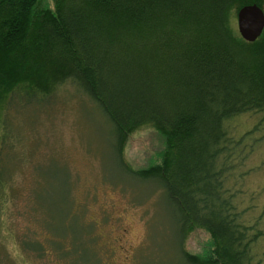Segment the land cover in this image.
Here are the masks:
<instances>
[{
  "label": "trees",
  "instance_id": "1",
  "mask_svg": "<svg viewBox=\"0 0 264 264\" xmlns=\"http://www.w3.org/2000/svg\"><path fill=\"white\" fill-rule=\"evenodd\" d=\"M43 1L0 0V228L18 170L4 116L12 104L45 106L69 83L106 118L121 158L138 128L165 136L148 167L124 170L161 185L181 237L195 227L209 231L212 253L182 248L189 263L264 264L254 250L264 235L260 219H249L254 206L240 200L254 143L264 139V33L248 42L237 23L243 6L264 10V0ZM244 114L257 119L238 135ZM44 224L62 260L85 264L88 247L78 238L63 246L77 233L65 222ZM19 241L50 261L40 240ZM0 264H8L1 255Z\"/></svg>",
  "mask_w": 264,
  "mask_h": 264
},
{
  "label": "rangeland",
  "instance_id": "2",
  "mask_svg": "<svg viewBox=\"0 0 264 264\" xmlns=\"http://www.w3.org/2000/svg\"><path fill=\"white\" fill-rule=\"evenodd\" d=\"M43 3L54 6L53 0ZM75 91L68 83L45 106L12 104L4 116L2 123L9 127L12 145L7 152L14 153L9 162L18 168L1 215L9 231L1 225L0 255L5 262L68 264L54 249L45 220L52 226L65 222L77 233L65 237L63 246L71 249L78 238L88 247L85 264H191L183 250L195 255L212 253L208 230L195 227L181 237L156 180L124 170L126 163L133 169L148 167L166 148L165 136L155 127L142 126L129 135L121 158L106 118ZM256 119L242 115L235 121L236 133L250 129ZM254 145L249 160L254 168L242 181L240 200L244 207L254 206L247 216L259 218L264 230V139ZM24 234L45 244L50 261L33 257L21 247L19 238ZM254 250L264 259V235Z\"/></svg>",
  "mask_w": 264,
  "mask_h": 264
},
{
  "label": "water",
  "instance_id": "3",
  "mask_svg": "<svg viewBox=\"0 0 264 264\" xmlns=\"http://www.w3.org/2000/svg\"><path fill=\"white\" fill-rule=\"evenodd\" d=\"M237 23L242 38L255 42L264 33V10L258 4L245 5L238 12Z\"/></svg>",
  "mask_w": 264,
  "mask_h": 264
}]
</instances>
